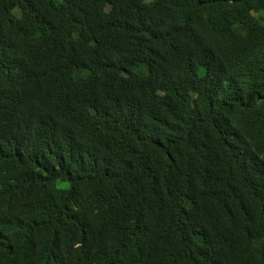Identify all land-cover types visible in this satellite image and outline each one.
<instances>
[{"label":"trees","instance_id":"16d2710c","mask_svg":"<svg viewBox=\"0 0 264 264\" xmlns=\"http://www.w3.org/2000/svg\"><path fill=\"white\" fill-rule=\"evenodd\" d=\"M0 264H264V0H0Z\"/></svg>","mask_w":264,"mask_h":264}]
</instances>
